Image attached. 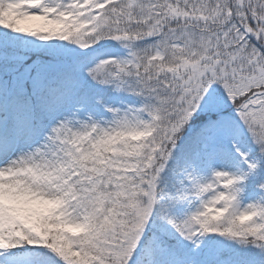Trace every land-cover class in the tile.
Listing matches in <instances>:
<instances>
[{"label": "snow or ice", "instance_id": "obj_1", "mask_svg": "<svg viewBox=\"0 0 264 264\" xmlns=\"http://www.w3.org/2000/svg\"><path fill=\"white\" fill-rule=\"evenodd\" d=\"M0 264H264V0H0Z\"/></svg>", "mask_w": 264, "mask_h": 264}]
</instances>
